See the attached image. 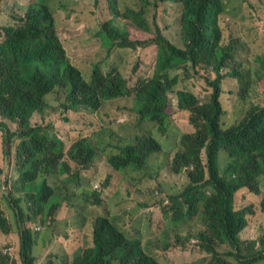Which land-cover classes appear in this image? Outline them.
<instances>
[{"label": "trees", "instance_id": "1", "mask_svg": "<svg viewBox=\"0 0 264 264\" xmlns=\"http://www.w3.org/2000/svg\"><path fill=\"white\" fill-rule=\"evenodd\" d=\"M54 1L0 0V132L4 153L0 186L5 185L2 196L8 203V208L0 204V264H34L30 253L35 241L28 226L33 222L45 229L47 247L58 246L64 255L73 256L71 264H171L173 248L181 239H196L195 249L205 254L194 264H232L231 257L238 264L264 261V234L257 242L240 244L241 229L250 225L246 215L253 212L233 211L234 192L241 188L255 195L260 192L264 106L253 105L244 119L237 118L231 124L225 114L232 115L240 101L253 99L256 86L264 83V55L255 56L250 64L255 69L247 68L241 58V46L246 43L241 39H250L260 27L264 29V24H256L249 27L246 38L240 33L257 0H238L235 8L230 6L233 0H142L140 6L136 0H93L89 2L92 5L77 8L74 21L85 27L95 23L94 35L107 55L114 50L138 53L131 78L136 73L149 75L136 86L115 66L108 65L104 75L99 63L92 64L90 81L84 79L82 69L70 60V42L62 43L57 33L72 0H61L55 9ZM73 1L75 5L83 0ZM128 1L133 5L128 6ZM161 8L175 10L182 40L176 38L170 25L163 29ZM187 78L206 87L208 101L200 102L188 83H182ZM169 91L176 94L180 108L188 109L195 130L170 142L166 151L163 141L169 140L173 129L167 111ZM125 98L133 101L132 111L138 110L143 118L155 122L156 138L154 132L142 131L116 145L128 128L124 124L119 125L120 131L114 128L119 123L116 110ZM55 112L62 118H53ZM36 114L43 123L33 121ZM6 120L13 123L14 130ZM166 122L169 126L163 128ZM99 154L105 155L113 171L130 180L133 173L142 175L134 178L139 192L136 203L125 200L118 205V215L109 214L99 193L89 195L81 190L89 182H100L103 189L110 182L112 173L105 179L86 176ZM165 173V179L154 178ZM184 176L188 185L179 195H169L165 181L174 178L177 185ZM52 179H61L69 193H58L50 184ZM75 195L86 198L92 219L86 221L79 214L80 204L71 200ZM150 196L155 197L157 206L172 199V206L166 209L170 210L169 220L178 222V231L168 233L171 242L143 247L132 242L127 232L132 230L135 213L148 206L146 197ZM65 208L69 210L62 219L73 218L74 225L61 231L54 224L58 212ZM259 208L254 221L264 215V198ZM97 209L103 212L99 214ZM196 215L200 216V229ZM120 223L125 231L120 230ZM179 230H188L189 235L182 236ZM225 243L239 246L237 253L221 251ZM45 264L67 261L49 253Z\"/></svg>", "mask_w": 264, "mask_h": 264}, {"label": "rangeland", "instance_id": "2", "mask_svg": "<svg viewBox=\"0 0 264 264\" xmlns=\"http://www.w3.org/2000/svg\"><path fill=\"white\" fill-rule=\"evenodd\" d=\"M61 0H55L54 1V9L57 7V5L60 3ZM93 0H83L78 1L74 5V1L72 0V4L67 8L66 13L67 16L64 19V21H61L59 24V30H57L58 36L62 43L64 42H70V44L67 46V50L69 52V57L73 65H76L82 69V75L86 81H90L91 75H92V64L99 63L102 64L104 68V75H106L107 72V66L109 65V68L112 66L117 67L120 72L124 75V77L129 80L132 84H135V86L141 82L142 80L146 79V77L149 74L145 73H136L131 78V72L132 67L135 65V62L139 59V55L137 52L133 50H114L110 55H107L105 47L102 45V42L100 38L95 37L93 29L95 27V23L92 24L90 27H85L84 24L75 22L73 19V16L75 14V11L79 7H84L85 5H92L89 2H92ZM153 1V0H151ZM137 5L140 6L142 3V0H136ZM12 5L19 7L18 3L16 1L12 2ZM128 6H132V1L127 2ZM169 5V4H168ZM176 5L171 6L173 8ZM231 7H237L239 6L238 0H233ZM240 9V8H239ZM262 9V12L260 11ZM152 7H151V13H152ZM175 10H168L164 11L162 8L159 12V20L163 23L162 27L164 29V26L170 25L172 28L173 33L175 34L176 38H181V27L179 23H177V18L174 16ZM99 18L104 19V16L98 12ZM60 16V14H58ZM241 13L238 16V21H240ZM175 23V24H174ZM256 24H264V0H257L252 4V7L250 9V13L248 16L245 17L243 20V25L240 29V33L242 36H245L246 33L249 30V27L254 26ZM177 25V26H175ZM83 28L87 29V32L83 31ZM247 42L243 43L241 47H243V54L241 58L244 59L246 67L249 69H255L254 66H251L250 64L253 62L256 55L260 54L261 56L264 55V29L260 27L257 31L254 32V34L250 37V39H246ZM241 55V52H240ZM156 56V55H155ZM154 57L152 56V59ZM153 63V62H152ZM153 75V74H151ZM188 83L189 89L194 92L200 102L205 103V101L209 100L210 95L207 94L206 87L197 79L194 78H187L185 81L182 82ZM256 83V82H255ZM181 89V84L179 83L178 86H176L175 90L179 91ZM175 91V92H177ZM174 100H176V95L172 94L170 95V106L168 108V113L170 114V121L172 123L173 129L170 132L169 140L163 141L164 148L166 151L170 150L169 143L175 142L180 139V136L184 133H192L194 129L193 125H191L190 122V115L181 114V112L178 110L180 105L175 106ZM121 108L119 107L116 110V114L119 117V123L114 126L117 130H121L120 124H124L128 126L127 129L123 130V137H120L117 139L116 145H122L125 143L127 139H133L135 137V133H140L142 131L154 132L153 137L156 138V134H159L156 127L152 124H144L145 130H142V125L138 119V116L132 112L133 108V101L131 98H125L123 101H121ZM253 105L258 106H264V83L262 86L257 85L256 86V94L254 95V98H247L245 101H240L237 103L234 107V110L232 112V115L226 111V119H228L227 123L231 124L234 121H237V118H239V121L241 119H244L246 114L249 112V110L252 108ZM177 108V109H176ZM50 116V115H49ZM49 116H45L46 119H49ZM53 118H62L61 114L59 112H55L52 115ZM33 121L37 123H43V119L39 114H36L33 117ZM9 128L11 130H14V125L9 120H6ZM169 124L166 122L164 124L163 128H168ZM158 129L161 128V126H157ZM162 141V139L160 138ZM2 137L0 132V167L4 165V153H3V144H2ZM110 151V153L115 152ZM108 154H106L107 156ZM155 155V154H154ZM152 155L151 157H153ZM157 156V155H156ZM158 161V163H160ZM109 173H112L111 180L108 183V185L103 189L100 182H89L85 184L82 187V191L89 195H94L95 193H99V197L101 199V202L103 203V206L107 208L110 215H118V205L124 202L125 200H128V202H134L136 203V198L139 196V192L137 190L136 181L134 178L136 176L142 177L141 174H134L133 178L126 177L124 173H119L113 171L107 164H106V157L103 154H99V156L96 158L94 165L89 173H86V176L93 177L95 175H99L98 177H101L103 179L107 178ZM168 176L167 173L159 176L155 175L154 178L159 179H165ZM42 178H40V181ZM261 180V178H260ZM174 178H170L167 181H165V184H167L169 190H167V193L172 196H177L181 192L183 188H185L188 185V179L186 176H184L176 185ZM151 183V182H150ZM262 185L264 186V177L263 181L261 180ZM52 186H56L57 192L62 194H66V191L69 193V188L65 184L61 183V179H52L50 182ZM98 185L99 189H94V186ZM151 185V184H148ZM262 185L260 186V192L255 195L251 192H248L245 188H241L238 191L233 193V201H234V209L233 211L235 213H238L244 209H247V211L253 212L251 215L247 214V218L250 220V225L246 228L241 229L240 231V244L241 243H247V242H257V238L264 234V215L259 217L257 221H254L255 218L259 215V204L261 200L264 198V191L262 188ZM143 186V185H142ZM5 189V185L0 186V204L8 208L7 200L2 196V190ZM81 192V191H80ZM71 195V192H70ZM68 197V195L64 196ZM74 198V201L77 205L80 204V208L77 210L79 211L80 215L85 216V220L88 221L92 219L91 216V210L87 207V200L84 197V199L81 196L75 195L72 196L71 200ZM148 206L141 207L134 216L133 223H132V230L127 232L129 235V239L132 242H136L137 244L143 243V240H150L154 238L156 243H168L172 241V238L169 236V232L175 233L178 231L177 229V223L178 222H171L169 220V213L170 210H167L166 208L172 206V199H169L170 205L165 206L164 202L160 203L159 206L155 204V197L150 196L146 197ZM65 204V203H64ZM150 208L151 211H149ZM69 209L65 208L63 211H59V216H56V222L54 224V227L59 230H67L71 229L74 225L73 218H69L71 221L67 220H61L65 214L67 213ZM71 210V209H70ZM99 211V214L103 211L101 209H97ZM105 209V213H108ZM172 212V211H171ZM162 214L165 216L167 220V224L169 225V228L166 229V223L164 221V218ZM168 214V217H167ZM174 214V212H173ZM76 218H80L78 216H75ZM138 218V219H137ZM194 218L197 221L199 229L201 228L200 225V216L196 215ZM66 219V218H64ZM31 227L32 233H33V239L35 242H33V250L30 253V256L35 260L34 264H45L48 260L49 253L58 255L60 259H64L67 261V264H71L72 257H67L64 255L60 248L49 246L47 247L45 244V236L46 232L45 229L40 226L37 223H30L28 225ZM62 227V228H58ZM119 228L122 231H125V226L123 223L119 224ZM140 234H139V230ZM179 233L182 236H188L189 231L188 230H179ZM17 238V236H15ZM196 239H191L190 241H185L184 239H181L177 242V245L173 251L174 259L171 262V264H194L201 258L205 256V254L198 252L195 249V243ZM237 245L231 246L229 243H225V246H222L220 248L221 251H225L227 253H233L236 254L238 250ZM16 248L19 249L20 245L17 244ZM3 250V246L1 248ZM232 264H238L235 258L231 257L229 260ZM253 264H264V261H259L257 263Z\"/></svg>", "mask_w": 264, "mask_h": 264}, {"label": "clouds", "instance_id": "3", "mask_svg": "<svg viewBox=\"0 0 264 264\" xmlns=\"http://www.w3.org/2000/svg\"><path fill=\"white\" fill-rule=\"evenodd\" d=\"M242 41H246L247 42V40H243V39H241ZM180 91V90H179ZM170 95H172V93L169 91L168 93H167V96L168 97H170ZM176 95V94H175ZM179 98H180V93H179ZM174 105L175 106H177L178 104H177V96H176V100H174ZM177 109V108H176ZM178 110L181 112V114H185V115H188L189 114V111H188V109H184V108H178ZM133 113H135L137 116H138V119H139V121H140V123H141V125H142V130H145V127H144V124H152V125H154L155 124V122L154 121H152V120H150V119H148V118H143L142 117V115L139 113V111L138 110H136V111H132ZM190 115V114H189ZM4 185V184H3ZM95 188H98V185H95ZM164 205L166 206V205H170V202H169V200H166L165 202H164ZM151 209H153V208H150L149 209V211H151ZM162 216H163V218H164V221H165V223H166V229H168L169 228V225L167 224V220H166V218H165V216L162 214ZM139 230V229H138ZM139 234H140V230H139ZM156 240L154 239V238H152V239H150V240H143V243H142V246L144 247V245H147V244H151V243H156L155 242ZM173 259H174V257H171L170 258V261L172 262L173 261Z\"/></svg>", "mask_w": 264, "mask_h": 264}, {"label": "crops", "instance_id": "4", "mask_svg": "<svg viewBox=\"0 0 264 264\" xmlns=\"http://www.w3.org/2000/svg\"><path fill=\"white\" fill-rule=\"evenodd\" d=\"M61 220H63V219H61ZM53 247H55V246H53Z\"/></svg>", "mask_w": 264, "mask_h": 264}, {"label": "water", "instance_id": "5", "mask_svg": "<svg viewBox=\"0 0 264 264\" xmlns=\"http://www.w3.org/2000/svg\"><path fill=\"white\" fill-rule=\"evenodd\" d=\"M3 191H5V189H3Z\"/></svg>", "mask_w": 264, "mask_h": 264}]
</instances>
